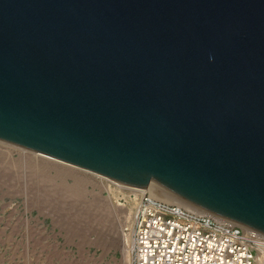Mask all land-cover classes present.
<instances>
[{"label":"water","instance_id":"water-1","mask_svg":"<svg viewBox=\"0 0 264 264\" xmlns=\"http://www.w3.org/2000/svg\"><path fill=\"white\" fill-rule=\"evenodd\" d=\"M0 141L264 235V0H0Z\"/></svg>","mask_w":264,"mask_h":264},{"label":"rangeland","instance_id":"rangeland-1","mask_svg":"<svg viewBox=\"0 0 264 264\" xmlns=\"http://www.w3.org/2000/svg\"><path fill=\"white\" fill-rule=\"evenodd\" d=\"M0 155V264H130L122 237L132 206L126 192L2 141ZM81 176L77 198L71 189Z\"/></svg>","mask_w":264,"mask_h":264},{"label":"built area","instance_id":"built-area-1","mask_svg":"<svg viewBox=\"0 0 264 264\" xmlns=\"http://www.w3.org/2000/svg\"><path fill=\"white\" fill-rule=\"evenodd\" d=\"M123 192L133 203L123 228L130 264H264L263 234L157 199L145 189Z\"/></svg>","mask_w":264,"mask_h":264},{"label":"bare ground","instance_id":"bare-ground-1","mask_svg":"<svg viewBox=\"0 0 264 264\" xmlns=\"http://www.w3.org/2000/svg\"><path fill=\"white\" fill-rule=\"evenodd\" d=\"M12 146H15V145H12ZM18 147V146H17ZM23 149V148H22ZM25 149V148H24ZM32 152V151H31ZM34 153H37V152H34ZM37 154H40V155H43V156H46V157H49V156H47V155H44V154H41V153H37ZM0 157H3L2 155H0ZM49 158H51V157H49ZM2 158H0V160H1ZM5 159V158H4ZM3 159V160H4ZM52 159H55V158H52ZM6 160V159H5ZM55 160H57V159H55ZM58 161H60V160H58ZM1 162V161H0ZM61 162H63V161H61ZM65 163V162H64ZM68 164V163H67ZM17 165V164H16ZM71 165V164H70ZM74 166V165H73ZM15 167V166H14ZM18 168V167H17ZM39 168V167H38ZM82 169V168H81ZM34 170V169H33ZM77 170V169H76ZM35 171V170H34ZM39 172H40V170H38ZM60 171V170H59ZM80 171H82L83 173H86V174H90V175H92V176H94V177H96V178H98L99 180H104V181H106L108 184H110L109 186H114V188L115 189H117V191L119 190V192L122 190H134V189H138V188H135V187H130V186H128V185H124V184H121V183H118V182H115V181H113V180H110V179H108V178H105V177H103V176H100V175H98V174H95V173H93V172H90V171H88L87 172V170L86 171H84V169L83 170H80ZM37 171H35V173H36ZM63 172H66L65 170H63ZM90 172V173H89ZM91 173H93V174H91ZM38 174H40V173H38ZM44 174V173H43ZM59 175H60V173H58ZM64 174V173H63ZM58 175V176H59ZM65 175V174H64ZM47 176V175H46ZM80 177V175H75V177ZM45 177V176H44ZM49 177L50 176H48V179H49ZM47 178V177H46ZM52 178V177H51ZM83 179H84V177L82 178V176H81V178H79V180L77 181V184H76V186L74 187V188H72L71 189V193L75 196V197H79L80 195H81V188H82V184H83ZM45 180H47V179H45ZM47 183V182H46ZM145 190L146 191H148L152 196H154L155 198H157V199H160V200H163V201H166V202H169V203H174V204H178V205H181V206H183V207H186V208H189V209H191V210H194V211H197V212H202V213H206L205 211H203V210H201V209H199V208H197V207H195V206H193V205H191V204H189V203H187V202H185V201H183V200H180V199H178V198H176V197H173V196H171V195H169V194H167L166 192H164L163 190H161L160 188H158L157 186H155L154 184H149L146 188H145ZM72 195V196H73ZM127 199L131 202V204H132V206H131V211H132V207H133V203H132V200L129 198V197H127ZM90 213V212H89ZM129 215H131V214H129ZM129 219L130 218H128V221H129ZM122 237H123V253L124 254H130V242H129V238H128V236L126 235V234H124V232H123V234H122Z\"/></svg>","mask_w":264,"mask_h":264}]
</instances>
